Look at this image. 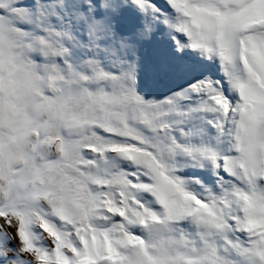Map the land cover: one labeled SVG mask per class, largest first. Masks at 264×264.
<instances>
[{
  "label": "snow or ice",
  "instance_id": "6c2138e0",
  "mask_svg": "<svg viewBox=\"0 0 264 264\" xmlns=\"http://www.w3.org/2000/svg\"><path fill=\"white\" fill-rule=\"evenodd\" d=\"M0 264H264V0H0Z\"/></svg>",
  "mask_w": 264,
  "mask_h": 264
}]
</instances>
